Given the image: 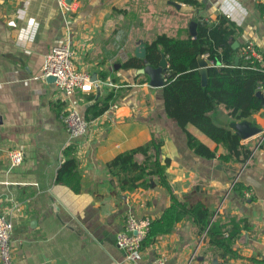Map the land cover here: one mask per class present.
<instances>
[{
    "label": "crops",
    "instance_id": "obj_1",
    "mask_svg": "<svg viewBox=\"0 0 264 264\" xmlns=\"http://www.w3.org/2000/svg\"><path fill=\"white\" fill-rule=\"evenodd\" d=\"M197 1L203 5L198 13L171 0H72L77 8L64 13L55 0H0V215H7L13 226L12 264H126L116 246L126 215L157 219L169 206L170 195L156 183L148 190L115 195L106 165L120 153L148 143L152 135L163 143L160 157L170 160L166 176L178 200L197 191L196 198L204 199L214 216L245 219L251 229L242 231L233 246L238 257L224 259L191 222L182 221L142 250L137 264L158 257L167 264L264 260V109L246 120L261 130L241 140L252 149L247 166L203 159L188 149L184 133L166 116L161 89L142 83L144 77L135 70L121 68L157 35L191 36L189 25L196 24V16H226L242 30L239 43H251L264 54V22L255 8L264 0ZM65 43L75 52L78 70L91 81L108 74L117 94L110 109L88 122L85 136L74 141L60 116L75 110L84 118L87 99L97 91L64 97L54 83L35 80L50 48ZM210 116L217 126L230 129L241 122L231 119L222 106ZM70 144L76 146L80 176L76 194L56 182L62 151ZM14 148L23 153L16 168L7 159ZM234 182L249 187L254 199L234 193Z\"/></svg>",
    "mask_w": 264,
    "mask_h": 264
},
{
    "label": "trees",
    "instance_id": "obj_2",
    "mask_svg": "<svg viewBox=\"0 0 264 264\" xmlns=\"http://www.w3.org/2000/svg\"><path fill=\"white\" fill-rule=\"evenodd\" d=\"M185 4L198 13L203 5L197 0H171ZM256 12L264 22V2L256 4ZM196 30L193 36L173 38L165 34L157 35L145 45V57H130L121 64L124 70H139L145 62L157 67L163 55L167 62L166 82L161 89L163 107L166 116L173 120L186 138L188 149L196 156L207 160H218L221 164L248 165L252 149L242 144L240 138L229 128L217 126L210 114L222 106L231 119L250 118L260 109H264L256 92L264 88V54L262 62L246 59L243 52L246 44L239 43L242 30L224 15L215 19L196 16ZM238 47L234 49L233 43ZM207 55V82L202 85L197 57ZM238 57V64H234ZM108 74L102 73L100 81L106 82ZM142 83L147 84L145 75ZM114 83L113 80H111ZM100 92V91H99ZM93 94L88 97L89 106L84 119L86 122L103 115L116 100V89L111 88L105 94ZM202 136L208 144L197 137ZM163 143L152 135L151 140L139 147L120 153L106 165L108 174L115 185V195L134 192L137 189L148 190L153 183L164 188L170 195V204L161 216L151 220L148 233L141 243V250L149 248L161 236L170 234L182 221L191 222L197 233L214 246L222 258H235L238 254L233 246L242 231L251 229L247 220L236 217L216 215L209 210L203 199H197V191H192L178 200L167 181L166 170L170 160L160 157ZM260 147L264 149V141ZM76 146L68 145L62 151L64 161L57 170L56 182L79 193V173L75 159ZM140 157L141 159H137ZM232 191L244 197L243 191H251L241 182H234ZM246 199V198H245ZM253 200L254 197L248 198ZM264 264V260H254Z\"/></svg>",
    "mask_w": 264,
    "mask_h": 264
},
{
    "label": "built area",
    "instance_id": "obj_3",
    "mask_svg": "<svg viewBox=\"0 0 264 264\" xmlns=\"http://www.w3.org/2000/svg\"><path fill=\"white\" fill-rule=\"evenodd\" d=\"M11 1L15 3L20 0ZM55 2L58 9L64 13H72L77 8L75 2L70 4L66 0H55ZM243 54L246 59L252 58L262 62V54L251 43L246 44ZM201 57L207 60V55ZM74 59L75 52L69 44L51 47L45 55L39 79L36 78L35 80L43 81L47 76L55 77L56 91L64 97H70L78 92H98L103 87L111 89L113 86L111 82L91 81L88 74L76 68ZM262 89L260 90L262 91ZM60 120L73 141L84 137L87 133L88 122L75 110L64 112L61 114ZM7 159L9 165L16 168L23 162V153L17 148L11 149L7 153ZM243 194L246 199L251 197L250 191H243ZM150 223L151 219L148 217H140L132 213L126 215L123 228L116 235V246L123 252L126 264H137L140 260L142 255L141 243L148 233ZM12 227L9 217L0 215L1 264H12L10 246ZM148 264H167V262L164 257H158Z\"/></svg>",
    "mask_w": 264,
    "mask_h": 264
},
{
    "label": "water",
    "instance_id": "obj_4",
    "mask_svg": "<svg viewBox=\"0 0 264 264\" xmlns=\"http://www.w3.org/2000/svg\"><path fill=\"white\" fill-rule=\"evenodd\" d=\"M68 4L72 2V0H66ZM176 8L179 7L178 4H172ZM196 24L194 22L190 23L189 25V32L190 35L193 36L195 33L196 29ZM232 47L236 49L238 47V43L235 42L233 43ZM136 58L138 59H143L145 57V49H138L136 52ZM238 57L235 58L234 64H238ZM197 65L199 68V74L201 76V82L202 85H205L207 82V73H206V68L208 67V63L205 59L202 57L198 56L197 57ZM137 75H145L147 76L148 82L147 86L151 89H162L165 85L166 82V73H167V62L166 59L163 55H161V59L158 63L157 67H152L150 66L149 63L145 62L144 67L142 69H139L136 71ZM46 82L48 83H54L55 82V77L53 76H47ZM256 97L260 100L261 104L264 105V93L259 90L256 92ZM248 119V118H247ZM247 119L241 120V122L233 123L231 124V128L233 129L234 133L240 138L242 141L249 140L255 136H258L261 134V130L250 126L248 122L246 121ZM2 124V120L0 117V125ZM230 129V128H229ZM230 129V130H232ZM262 137H264V134H262Z\"/></svg>",
    "mask_w": 264,
    "mask_h": 264
},
{
    "label": "rangeland",
    "instance_id": "obj_5",
    "mask_svg": "<svg viewBox=\"0 0 264 264\" xmlns=\"http://www.w3.org/2000/svg\"><path fill=\"white\" fill-rule=\"evenodd\" d=\"M104 90H106V89H104Z\"/></svg>",
    "mask_w": 264,
    "mask_h": 264
}]
</instances>
